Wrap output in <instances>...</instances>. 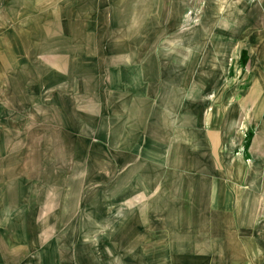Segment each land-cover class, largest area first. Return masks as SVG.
I'll return each instance as SVG.
<instances>
[{"label":"rangeland","instance_id":"374dc122","mask_svg":"<svg viewBox=\"0 0 264 264\" xmlns=\"http://www.w3.org/2000/svg\"><path fill=\"white\" fill-rule=\"evenodd\" d=\"M258 134L264 0H0V264H264Z\"/></svg>","mask_w":264,"mask_h":264},{"label":"crops","instance_id":"0c3cea01","mask_svg":"<svg viewBox=\"0 0 264 264\" xmlns=\"http://www.w3.org/2000/svg\"><path fill=\"white\" fill-rule=\"evenodd\" d=\"M263 145H264V136H262V134L255 135L254 137H252V139L250 141L251 153H252V151H256L257 148H259ZM249 152H250V150H249Z\"/></svg>","mask_w":264,"mask_h":264}]
</instances>
